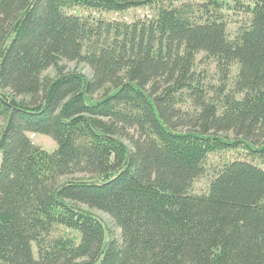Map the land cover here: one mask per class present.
<instances>
[{
  "label": "trees",
  "instance_id": "16d2710c",
  "mask_svg": "<svg viewBox=\"0 0 264 264\" xmlns=\"http://www.w3.org/2000/svg\"><path fill=\"white\" fill-rule=\"evenodd\" d=\"M0 154V264H264V0H0Z\"/></svg>",
  "mask_w": 264,
  "mask_h": 264
},
{
  "label": "rangeland",
  "instance_id": "374dc122",
  "mask_svg": "<svg viewBox=\"0 0 264 264\" xmlns=\"http://www.w3.org/2000/svg\"><path fill=\"white\" fill-rule=\"evenodd\" d=\"M241 23H230L228 26V37L231 40H236L238 39L241 29H240ZM61 66L65 68V70H78L82 73H84L87 77L92 78L93 77V69L89 64L86 62H80L77 60H67L63 59L60 63ZM195 71L197 75L200 74V78L203 81L204 84V99L209 101V102H215V101H220L222 104L221 99H225V93H230L231 95H234L236 97H241V95L236 94L234 92L235 84H236V79H237V74H238V66H235L228 78H222L223 73L220 71V69L217 66V62L210 57L206 55L205 52L199 53L195 65ZM58 70L55 67H50L49 69L45 70L42 74V77H49L53 78L57 75ZM222 78V79H221ZM225 87V92H221V89ZM178 105L182 108V111L184 112L183 115H189V114H195L199 112L201 109L200 107L195 105L194 102V97L189 94V92H185L182 97L181 101L178 103ZM129 134L133 135L134 137L138 135V132L136 129H130ZM230 136L231 133L229 134ZM29 136L31 137L32 141L40 145L41 147H44L49 150H54L57 148L58 144L56 140H54L51 136L46 135V134H41V133H29ZM120 137L126 142V144L133 149V144L131 143L130 139L126 136H121ZM1 159L2 155L0 154V165H1ZM222 162L220 163L219 161H213L208 168L207 172L199 177L194 185L196 190L201 189V188H206L211 175L215 171V169L220 166ZM81 176V174H77V176ZM91 210L99 215L104 222L107 225V228L111 232L112 238H116L118 240H121V228L116 224L115 220L113 217L100 209L97 208H91ZM58 235V232L51 233L50 235H47L48 242H50L53 238H55ZM48 242L44 243V246H48ZM42 248V245H41ZM40 245L37 243H34V251L36 257L39 256L40 253ZM43 249V248H42Z\"/></svg>",
  "mask_w": 264,
  "mask_h": 264
}]
</instances>
